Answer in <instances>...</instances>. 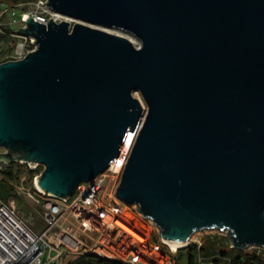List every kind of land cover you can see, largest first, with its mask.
I'll return each mask as SVG.
<instances>
[{"label":"water","instance_id":"water-1","mask_svg":"<svg viewBox=\"0 0 264 264\" xmlns=\"http://www.w3.org/2000/svg\"><path fill=\"white\" fill-rule=\"evenodd\" d=\"M47 3L77 21L17 30L36 48L0 62V161L42 163L37 185L70 197L119 157L138 89L118 199L179 248L207 228L264 248V0Z\"/></svg>","mask_w":264,"mask_h":264},{"label":"built area","instance_id":"built-area-1","mask_svg":"<svg viewBox=\"0 0 264 264\" xmlns=\"http://www.w3.org/2000/svg\"><path fill=\"white\" fill-rule=\"evenodd\" d=\"M47 1L29 0L13 4L6 0L0 1V17L4 13L8 15L6 24L12 31L7 33L16 40L13 42L15 46L12 52L0 57V62L21 59L36 48L34 37L20 34L17 31L20 27L26 26L25 17L27 15L44 24H48L50 19L57 22L64 19L65 15L50 7ZM2 24L0 21V32H5L2 29ZM117 158L91 183H82L67 198H58L37 185L36 178L41 175L44 168L42 163L37 162L32 166L28 161L18 158H14L11 162L0 161V176L2 170L8 169L10 163L13 162L12 172L18 175L21 184L20 186L14 184V189L9 196L12 200H9L10 198L4 200L0 197V264H62L61 256L63 254L88 252L87 250L79 251L83 241L79 237L78 231L72 226H64L63 220L67 211L70 210L71 217L84 230H87L86 222H96L99 217L101 218V214L110 211L106 204H98L100 201L98 189L106 179L107 173L121 175L124 166L118 171L113 164ZM28 173H31L32 184L27 183L26 174L28 175ZM116 188L117 186L111 192L110 197H112L108 198L110 200L107 201V204L120 201L116 196ZM20 194L29 200L26 202L28 207L40 206L44 220L43 225L34 227L32 217L25 218L24 213L20 212L14 200V196H20ZM99 255L103 256L101 253ZM107 257L114 258L109 255ZM121 260L125 263L136 264L133 261ZM228 260L231 264L230 259ZM140 264L146 263L141 260Z\"/></svg>","mask_w":264,"mask_h":264},{"label":"rangeland","instance_id":"rangeland-1","mask_svg":"<svg viewBox=\"0 0 264 264\" xmlns=\"http://www.w3.org/2000/svg\"><path fill=\"white\" fill-rule=\"evenodd\" d=\"M10 3L13 4L12 2H10ZM64 19L68 20L71 24L77 21V19H75L73 17H68V16H64ZM7 20H8V15L6 13H4L0 17V21L4 24L7 22ZM90 25L97 26L95 24H90ZM97 27H101V26H97ZM104 29L108 30L110 32L120 34V35L124 34L123 36H126V37H127V35L129 36L131 34L127 31L117 29V28H104ZM0 33H2V32H0ZM131 35L137 41L140 42V40L136 36H134L133 34H131ZM133 95L140 100V102L143 106V112L141 115V119H140L136 129L132 131V132H135V138H134V141H135L136 136L138 134V131H139V129L142 125V122L145 118V115L147 113L148 107H147V104H146L141 92L138 89L133 92ZM133 144H134V142H133ZM133 144H132V146H133ZM132 146H131V149H132ZM131 149H130V152H131ZM130 152H129V154H130ZM129 154H128V156H129ZM128 156H127V159H128ZM126 162H127V160H126ZM126 162H125V164H126ZM125 164H124V166H125ZM121 174H122V172H121ZM30 177H31V173H28V175L26 174V180L28 179L27 183L32 184ZM18 179H19V177L16 178L15 179L16 182L15 181L14 182L18 186H20L21 184L19 183ZM120 179H121L120 174L118 175L115 173H113V174L107 173L106 179L103 181L102 185L98 189V198L100 199L98 204H101V203L106 204L108 209L113 212L112 220L120 222L122 225L127 227L133 233H135L136 235L141 237L142 238L141 243L136 244V245L131 244L128 238H124L123 234H118V232H117L118 230L116 228L113 229V228L109 227L108 225L104 224L100 217L97 219L98 221L93 222L95 224L94 225L95 228L93 227L92 230H89L88 228H87V230H84L80 226V224L71 217L72 214H71L70 210H68L67 213L65 214V218L63 220V223H64V226H72L73 228H75L78 231L79 237L83 241V245H82V247H80L79 251L87 250L88 252L90 251V252L101 253L100 251H98V247L99 248L103 247L109 251H115L116 252V256H114L113 259H120V260L123 259V260H127V261H133L136 264H140L141 260L144 261L146 264H186L187 256H186V250L185 249L190 243L201 244L203 242V240L205 239V237L209 234L229 238L227 230H220L218 228H207V229H203V230H197V231L193 232V234L190 236V238H189L190 243L187 246L180 247V248H177L176 250H173L166 241H163L161 239L160 231H159L158 227L151 220L146 219V218H142V216L138 212L137 206L135 204L127 205V204H124L122 201H119L117 203L111 202V203L107 204V201H109L112 197V196L110 197L111 192L114 190V188L116 186H118ZM9 198L10 197H8V199ZM108 198H110V199H108ZM9 200H12V198H10ZM14 200L17 203V206H18V209L20 210V212L24 213L25 218L29 219V217H32V219H33L32 223H34L33 224L34 227H37L40 224L41 225L44 224V220H43L42 215H41L42 213L40 210V206L32 205V207H28L26 205V202H28L29 200H27L26 197H24L22 194H20V196L15 195ZM123 208H126L128 211L132 212L134 215H136L142 221H145V223L147 224V229H148V230H146V233H145V231L141 232L140 229L135 228L134 222H132L130 219L121 216V214L119 213V210H121ZM227 243H229L230 246L232 247L230 239H228ZM112 244H113V246H112ZM141 245H143V246H141ZM143 248H144V250H142ZM255 248H257V249L262 248L263 249V247H260V246L250 245V246H248L242 250L243 251L253 250ZM145 249H147V250H145ZM150 249H156V252H157L156 255H158V257L161 255L159 258H156V259H163V261L161 263H158L157 260L153 257L154 255L149 253L151 251ZM121 250L124 251V253L127 255L121 256L120 253H118V251H121ZM132 250H134V251H132ZM134 253H136V255ZM103 256L107 257V255H105V254ZM200 261H201L200 264H229V260L226 257L221 258V260L218 263H213L212 261H210V259H207V258H203Z\"/></svg>","mask_w":264,"mask_h":264},{"label":"trees","instance_id":"trees-1","mask_svg":"<svg viewBox=\"0 0 264 264\" xmlns=\"http://www.w3.org/2000/svg\"><path fill=\"white\" fill-rule=\"evenodd\" d=\"M6 1L15 3L29 0ZM2 29L6 34L5 32L0 33V57L12 52L15 46L13 42L16 41L15 38L7 33L12 30L6 23L2 24ZM13 164V162L10 163L8 169L2 170V175L0 176V197L4 200H7L11 195V191L14 189L16 182L15 179L18 178V175L12 172ZM228 239L227 237L209 234L200 245L190 243L185 249L187 256L186 264H200V260L203 258L210 259L213 263H218L223 257L230 259L231 264H264V249L255 248L246 251L235 249L227 243ZM61 262L62 264H132L125 263L120 259H111L99 255L96 252L63 254L61 256Z\"/></svg>","mask_w":264,"mask_h":264},{"label":"bare ground","instance_id":"bare-ground-1","mask_svg":"<svg viewBox=\"0 0 264 264\" xmlns=\"http://www.w3.org/2000/svg\"><path fill=\"white\" fill-rule=\"evenodd\" d=\"M120 31V30H119ZM124 35V34H123ZM127 37L135 44V45H140V42L137 41L131 34ZM134 138H135V132L132 131H127V133L123 136L122 139V144H121V153L119 155V157L114 161V168L118 171L121 170V168L124 166L126 160H127V156L130 152L131 146L134 142ZM116 165V166H115ZM119 213L121 214L122 217L128 218L130 219L132 222H134L135 224V228L140 229L141 232L146 233L147 229V224L145 223V221H142L140 218H138L136 215H134L132 212L128 211L126 208H123L121 210H119ZM112 215L113 212L112 211H107L104 212L103 214H101V220L103 221L104 224L108 225L111 228H116L118 231V234H123L124 238H128L131 244H139L141 243L142 238L139 237L138 235H136L135 233H133L131 230H129L127 227H125L124 225H122L120 222L117 221H113L112 220ZM86 228H88L89 230H92L94 227V223L91 222H86ZM98 224V223H97ZM95 228V227H94ZM107 231V230H106ZM115 232V231H114ZM144 235V234H143ZM111 238V237H110ZM123 238V237H122ZM108 241V240H107ZM125 241V240H124ZM125 243V242H124ZM129 243V242H128ZM129 243V244H130ZM169 244V246L173 249L176 250L177 248H179V244L173 243V242H167ZM144 245V244H143ZM141 245V246H143ZM113 246V244H112ZM101 247V246H100ZM129 247V246H128ZM140 247V246H139ZM125 248V247H124ZM127 248V247H126ZM131 248V247H130ZM109 249V248H108ZM133 249V248H132ZM112 250V249H111ZM126 250V249H125ZM144 250V248L142 249ZM141 250V251H142ZM147 250V249H145ZM151 251L149 253H151L152 255H154L153 257L159 258L156 252V249H150ZM98 251H100L103 255H109L111 257L116 256V252L115 251H109L105 248H99L98 247ZM134 251V250H132ZM145 252V251H144ZM118 253H120L121 256H126L127 254L124 253V251H118ZM142 253V252H141ZM136 255V253H134ZM144 254V253H143ZM119 255V256H120ZM148 257V256H147ZM165 257V256H164ZM149 259V258H148ZM151 259V258H150ZM154 259V260H155ZM158 263H161L163 261V259H156ZM165 263V262H164Z\"/></svg>","mask_w":264,"mask_h":264}]
</instances>
